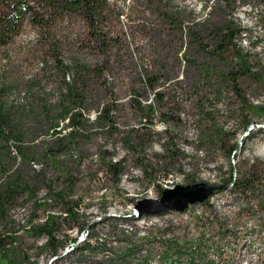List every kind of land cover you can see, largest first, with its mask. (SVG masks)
<instances>
[{
  "label": "trees",
  "instance_id": "trees-1",
  "mask_svg": "<svg viewBox=\"0 0 264 264\" xmlns=\"http://www.w3.org/2000/svg\"><path fill=\"white\" fill-rule=\"evenodd\" d=\"M122 1L123 7L110 0H0V264H37L30 262L33 250L36 256L49 252L53 258L67 242L66 236H59L64 227H76L79 234L86 230L78 212L80 200L72 197L76 181L72 175L81 160L75 153L81 142L99 137L120 143L143 173L151 175L155 164L146 151L160 138L156 123L167 125L165 134L173 130L168 136L171 145L163 144L167 155L158 156L156 166L186 157L168 148L175 145V131L184 121L182 94L203 97L192 100L202 123L199 147L220 145L229 158L234 157L238 140L234 132L209 122L212 113L207 105L218 102L223 93H233L243 132L251 133L249 128L264 119V99L253 103L241 88L243 80L264 88V67L241 47L248 30L234 16L247 4L201 0L204 18H199L183 0ZM71 21L81 23L83 36L65 33L62 25ZM25 26L36 30L35 46L29 47L26 57L39 65L29 77L20 71L18 55L8 49ZM64 45L74 51L69 58L64 57ZM118 93L126 96L125 102ZM98 151L117 186L124 161H114V148ZM74 156L76 163H71ZM34 164L41 169L33 170ZM47 169L58 177L47 178ZM222 183L232 187L231 194L245 211L254 207L261 213L257 226L263 228L264 168L252 164L240 177L231 170ZM214 193L197 204L208 210ZM27 203L32 210L21 229L27 237L45 242L23 251L16 231L9 228L10 213ZM39 213L45 215L42 222ZM70 241L76 246V239ZM253 244L259 249L255 264H264V233Z\"/></svg>",
  "mask_w": 264,
  "mask_h": 264
},
{
  "label": "rangeland",
  "instance_id": "rangeland-1",
  "mask_svg": "<svg viewBox=\"0 0 264 264\" xmlns=\"http://www.w3.org/2000/svg\"><path fill=\"white\" fill-rule=\"evenodd\" d=\"M110 1H115L118 6H124L122 0ZM176 1L181 2V0ZM242 1L247 5L240 7L234 15L236 20L248 30L241 47L252 56L257 66L264 67V0ZM201 3V0H183L182 4L195 10L199 18H204L203 10H199ZM123 21L126 22V19ZM62 26L66 27L65 33L74 32L83 36L84 28L78 21H71ZM35 39L36 30L25 26L8 47L18 55L17 65L26 77L33 75L39 68V65L26 57L29 47L35 46ZM66 49L71 52H66ZM63 50L65 58H69V54L74 53L67 45H64ZM241 88L245 97L253 103L264 99V88L257 83L243 80ZM118 95L121 102L126 101L125 95L122 93ZM179 97L184 103V113L181 115L184 121L175 131L177 134L175 145L168 148L182 152L186 157L180 161L176 160L173 165L156 166L160 158L158 156L167 155L163 144L171 145L168 143V136L173 134V130L165 134L167 125L162 123H156L154 126L160 138L146 151L150 162L155 164L156 171L151 175L143 173L135 159L126 154L120 143L113 144L112 141H105L99 137L89 142H81L78 152L75 153L81 156V160L72 175L76 179L72 197L80 200L78 212L83 215L81 221L87 224L85 235L79 241L76 238V227L72 229L64 227L59 232V236H66L67 242L65 247L59 250V255L52 258L49 252H44L36 256V251L33 250L30 251V262L36 261L37 264L256 263L259 259V249L253 244V240L260 238L261 233H264V227L257 226L261 213L254 212V207H251L252 210L249 212L245 211L244 205L238 204L233 193L231 194L232 187L224 186L222 180L230 175L231 170L234 176L240 177L252 164L264 168V119L252 125L251 133L243 137L246 132L240 128L241 121L236 113L238 103L233 93H223L216 97L218 102L207 105L212 113L209 122L214 121L215 124L222 126L225 132H234L238 140L235 155L229 158L225 156L220 145L199 147L198 139L202 123L196 117L199 108L192 104V100L203 97L194 92ZM212 97L213 95H210L209 98ZM92 116H94L93 112L90 118ZM129 121L133 124L131 120ZM99 148L107 150L114 148L116 152L114 161L120 159L124 161V174L117 186L112 184L110 175L101 164ZM75 158L76 156L72 161L69 159V162L76 163L73 162ZM179 164L182 165V171H179ZM32 169L37 172L41 169V165ZM167 174H173L172 183H178L182 178L183 186L190 185L193 181L194 184L203 182L224 188L213 191L215 193L208 198L210 204L207 206L208 210L194 203L189 204L183 211L171 212L162 219L156 216L138 217L132 200L136 202L151 197L152 194L153 199H158L161 187L159 186L158 192L154 193V189L157 190L156 181L166 177ZM46 177L55 180L58 174L47 169ZM31 210L30 203H27L13 208L10 213L9 228L16 231L18 246L23 251L45 242L43 238L34 240L27 237L21 229ZM253 226L256 228L255 231L251 230ZM130 228L135 234L131 235ZM171 228L173 230H170ZM71 239H76V246L73 247ZM73 248L78 251H72ZM261 248L264 252V244Z\"/></svg>",
  "mask_w": 264,
  "mask_h": 264
},
{
  "label": "water",
  "instance_id": "water-1",
  "mask_svg": "<svg viewBox=\"0 0 264 264\" xmlns=\"http://www.w3.org/2000/svg\"><path fill=\"white\" fill-rule=\"evenodd\" d=\"M251 128H249L250 130ZM246 132L245 135H247ZM224 186H214L207 183L176 186L161 192L159 199L145 198L135 202L134 210L138 217L158 216L170 211H183L189 204L205 200L213 191L223 189Z\"/></svg>",
  "mask_w": 264,
  "mask_h": 264
},
{
  "label": "built area",
  "instance_id": "built-area-1",
  "mask_svg": "<svg viewBox=\"0 0 264 264\" xmlns=\"http://www.w3.org/2000/svg\"><path fill=\"white\" fill-rule=\"evenodd\" d=\"M33 167L34 168H37V164H34L33 165ZM171 175H173V174H167V176L166 177H164V178H162V179H160V180H157L156 181V187H157V190H155L154 189V193H157L158 192V189H159V186L160 185H168V190H170V189H173V188H175L176 186H180V185H182L183 183H182V178H181V181L180 182H178V183H171ZM183 186V185H182ZM148 198H150V199H153V194L151 195V197H148ZM208 202V201H207ZM132 203L133 204H135V202H133V200H132ZM189 206V205H188ZM22 210H24L23 208H22ZM48 213V212H47ZM44 219H45V215H41V217H40V219L38 220L39 222H42V221H44ZM28 228H29V226H28ZM131 230L130 231H132V233H131V235L132 234H135V232H133V229L132 228H130ZM170 230H173V228H171ZM86 231V230H85ZM85 231H82L83 232V237H84V235H85ZM75 232H78V231H75ZM161 232V231H160ZM172 234H174V233H172ZM82 240V239H81ZM81 240H79V241H81ZM194 249H196V247H195V245H194ZM153 259H156V258H153ZM158 260V259H157ZM131 261V260H130ZM176 264V263H175ZM178 264V263H177Z\"/></svg>",
  "mask_w": 264,
  "mask_h": 264
},
{
  "label": "bare ground",
  "instance_id": "bare-ground-1",
  "mask_svg": "<svg viewBox=\"0 0 264 264\" xmlns=\"http://www.w3.org/2000/svg\"><path fill=\"white\" fill-rule=\"evenodd\" d=\"M94 114V113H93ZM91 118H94V116H92ZM39 167V165H37V168ZM172 177V176H171ZM173 182V180H171V183ZM160 189H161V192L162 191H164V190H168V185H160ZM44 195V191H41V194H39V196H38V198L39 197H42ZM36 197V196H35ZM40 199V198H39ZM158 199H159V197H158ZM48 200V199H47ZM48 201H50V200H48ZM25 209V208H24ZM27 209V208H26ZM170 212H174V211H170ZM131 213V212H130ZM129 213V214H130ZM168 213V212H167ZM164 214V213H163ZM29 220V219H28ZM28 222V221H27ZM26 224V223H25ZM25 228H28V226H25ZM77 233V232H76ZM82 236H83V233H81V234H79L78 235V233H77V237L76 238H78V240H80V239H82ZM73 245V244H72Z\"/></svg>",
  "mask_w": 264,
  "mask_h": 264
}]
</instances>
